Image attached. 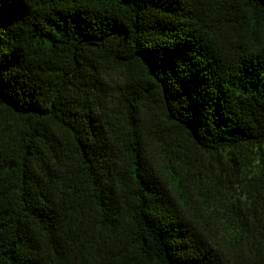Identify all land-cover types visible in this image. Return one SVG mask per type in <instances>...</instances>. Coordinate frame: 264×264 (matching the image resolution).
Here are the masks:
<instances>
[{
    "label": "trees",
    "instance_id": "trees-1",
    "mask_svg": "<svg viewBox=\"0 0 264 264\" xmlns=\"http://www.w3.org/2000/svg\"><path fill=\"white\" fill-rule=\"evenodd\" d=\"M0 264H264V0H0Z\"/></svg>",
    "mask_w": 264,
    "mask_h": 264
}]
</instances>
